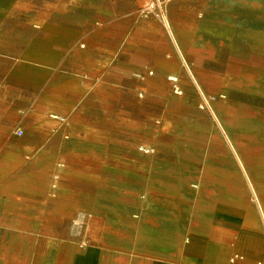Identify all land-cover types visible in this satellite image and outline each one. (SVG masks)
<instances>
[{
	"label": "crops",
	"instance_id": "crops-1",
	"mask_svg": "<svg viewBox=\"0 0 264 264\" xmlns=\"http://www.w3.org/2000/svg\"><path fill=\"white\" fill-rule=\"evenodd\" d=\"M144 1L0 0V264H264V0Z\"/></svg>",
	"mask_w": 264,
	"mask_h": 264
},
{
	"label": "rangeland",
	"instance_id": "rangeland-1",
	"mask_svg": "<svg viewBox=\"0 0 264 264\" xmlns=\"http://www.w3.org/2000/svg\"><path fill=\"white\" fill-rule=\"evenodd\" d=\"M208 96L209 97L214 96L215 99H210ZM224 99H225V96L220 93L214 92L213 94L208 93V95L203 94V99L197 108L198 111H201L202 117L200 116L198 118L196 129L192 130L194 136L197 137V138H194L195 147H201L203 145L200 126L202 125V123L206 125V123L208 122V118L210 117V115H212L210 113L211 104H213L212 106L216 107L217 103L221 101L222 103L226 102ZM231 101H234V100H231ZM240 101L243 103V107L241 109L238 108V110H241L243 112L244 117L243 119L239 120L238 126L243 131L245 136L239 141L241 142L240 145L244 148L245 161L246 162L260 161L261 163H264V90L246 91L244 93V97L241 100L239 98V102ZM218 105L222 106V104L220 103ZM228 109H229V113L227 114L225 113L224 114L225 116L223 115L224 118L226 119L231 118L232 116L231 113L236 110V106L229 105ZM214 124L216 126L217 124L216 121H214ZM253 144H255V146L258 147V148H255L256 149L255 151L261 152L260 156L258 155L254 157L250 155V152L253 151L252 150L253 148L252 146H254ZM231 145L234 146L232 140H231L230 146ZM215 146L220 147L221 144L218 142L217 144H215ZM249 174H252V172H249ZM263 188L261 187L260 189L263 190ZM252 191H253L252 186L250 185L246 186L245 196L246 197L249 196L251 199L253 195ZM250 205L253 206L254 203L249 204L248 202H246L245 204L246 210ZM247 221L248 220H246V222Z\"/></svg>",
	"mask_w": 264,
	"mask_h": 264
},
{
	"label": "built area",
	"instance_id": "built-area-1",
	"mask_svg": "<svg viewBox=\"0 0 264 264\" xmlns=\"http://www.w3.org/2000/svg\"><path fill=\"white\" fill-rule=\"evenodd\" d=\"M140 14L144 17L151 16V15H158L160 16L163 14V2L162 0H145L142 4ZM170 82L175 83L176 79L170 78ZM175 93H179L176 89L174 90ZM210 99H215L213 96L209 97ZM18 136L22 135V132L18 130L16 132ZM136 150L142 156H154L156 154L155 148L150 145H138ZM55 180H58V177H55ZM56 188V186H54Z\"/></svg>",
	"mask_w": 264,
	"mask_h": 264
},
{
	"label": "bare ground",
	"instance_id": "bare-ground-1",
	"mask_svg": "<svg viewBox=\"0 0 264 264\" xmlns=\"http://www.w3.org/2000/svg\"><path fill=\"white\" fill-rule=\"evenodd\" d=\"M214 97V96H213ZM254 146H252V150L255 151L256 149L255 148H258L257 146H255V144H253Z\"/></svg>",
	"mask_w": 264,
	"mask_h": 264
}]
</instances>
